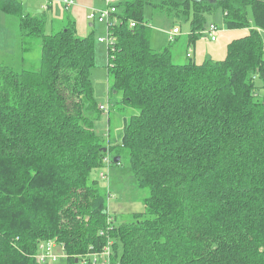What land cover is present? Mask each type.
<instances>
[{"label": "trees", "instance_id": "trees-1", "mask_svg": "<svg viewBox=\"0 0 264 264\" xmlns=\"http://www.w3.org/2000/svg\"><path fill=\"white\" fill-rule=\"evenodd\" d=\"M112 5L108 93L121 94L120 110L135 111L114 145L93 129L101 115L93 33L79 38L72 21L46 33L44 19L23 14L18 0H0L40 46L35 70L0 64V264H38L49 243L68 264H89L108 240L110 264H264V0ZM145 6L189 21L192 44L216 9L229 30L249 31L228 44L224 60L176 64L177 38L151 47ZM122 153L149 196L135 222L114 226L89 175L106 155L119 165Z\"/></svg>", "mask_w": 264, "mask_h": 264}, {"label": "rangeland", "instance_id": "rangeland-1", "mask_svg": "<svg viewBox=\"0 0 264 264\" xmlns=\"http://www.w3.org/2000/svg\"><path fill=\"white\" fill-rule=\"evenodd\" d=\"M18 1L21 3L20 9L23 14L44 19L46 33L58 31L68 24L69 21L73 20L71 19V9L73 7L66 9L58 0H54L47 11L41 9V5L43 4L41 0ZM93 1L95 9L106 7L104 0ZM126 1L129 0H116L118 12H121V6ZM143 16L152 27L150 31V45L156 51H160L163 47L167 46L169 38H174L169 36L174 28L179 29L180 33L176 37L178 40L171 45V51L173 52L172 60L176 64L187 63L186 56L183 53L190 48L195 52L194 61L196 64H200L205 59L214 61L224 60L228 44L233 40L246 36L249 31V29L229 30L223 21L222 11L216 9L212 14L205 16L207 26L213 24L217 27V31L214 34L215 40L213 42L210 41L208 35L203 31L192 45L187 43V36L190 33L189 21L168 17L164 12L156 11L150 6L144 7ZM247 18L249 28L256 29L251 6L247 8ZM85 22V28L88 32L87 36L93 33L94 39V61L93 67L90 70L94 99L99 108L108 109V114L101 110V115L94 122L93 129L104 140L108 134V140L111 145L118 144L122 135L124 120H128L129 116L135 114V111L130 108H126L124 111L120 110L123 108L121 94L115 92L108 93L110 82L106 74L107 44L98 42L99 38H107L106 26L97 24V21H94V25L90 27L91 22L86 17ZM78 32L79 30L77 29ZM77 33L76 35L79 37V33ZM259 33L262 35L264 41V31L259 30ZM182 42H184V45ZM186 43L188 44L187 46ZM179 44H181V47L178 48ZM39 63V41L23 37L18 28V21L0 11V64L9 66L15 71L20 72L35 70L39 67ZM105 158L113 159V155H106ZM101 173L105 174V180L101 179ZM93 181H97L98 187L102 193H105L106 210L110 218H115L113 221L114 226L135 222V215L144 211V199L149 196V191L136 186L128 165V159L124 153L121 154L119 165H110L107 168L102 164L100 168L92 170L89 175V182ZM118 253L120 254V248ZM47 264H68V262L63 258L62 260Z\"/></svg>", "mask_w": 264, "mask_h": 264}, {"label": "built area", "instance_id": "built-area-1", "mask_svg": "<svg viewBox=\"0 0 264 264\" xmlns=\"http://www.w3.org/2000/svg\"><path fill=\"white\" fill-rule=\"evenodd\" d=\"M43 2L42 4V9L43 10H47L48 7L50 6V4L54 1V0H41ZM61 4L65 5L66 7H70V6H74L75 1L73 0H58ZM114 2V0H110L109 3H107L106 8L102 9V10H95V9H91L87 15V20L89 22H94L97 21L100 24H103L106 26L107 28V38H99L98 42L101 44H107L110 45L113 43V36L109 35V30L111 28H113V26L117 23L118 17L115 15L116 13V8L114 5H112V3ZM129 26L130 28H134L135 27V22L134 21H130L129 22ZM217 31V27L213 24L207 26V28L205 29V34L208 35V38L210 39V41H214L215 37L214 34ZM180 33L179 29H173L170 33L169 36L176 38L178 36V34ZM173 38H169V40H172ZM191 54L192 51L189 50L186 54V57L188 59L191 58ZM100 110L104 111L106 114H108V109L105 110L104 108L100 107ZM103 164L109 168L110 167V159L109 158H104L103 159ZM101 179L105 180L106 176L104 173L100 174ZM107 222H112V219H108ZM112 241L108 240L106 246L104 247L103 251L98 254V255H94V257L92 258V261L89 264H110V257H111V253H112ZM43 246H41L42 248ZM52 243H49L47 246L44 247L43 249V253L39 254L36 256V262L38 264H43L44 262L47 263H51L53 261L58 260L59 258H66L65 254H60V255H55L52 253ZM85 264V263H84Z\"/></svg>", "mask_w": 264, "mask_h": 264}, {"label": "crops", "instance_id": "crops-1", "mask_svg": "<svg viewBox=\"0 0 264 264\" xmlns=\"http://www.w3.org/2000/svg\"><path fill=\"white\" fill-rule=\"evenodd\" d=\"M104 1H105V4L107 5V3H109L110 0H104ZM112 4H116V0H114V2ZM50 7H51V5L48 7V9ZM64 7L66 9H69V8H72L73 7L71 9L72 10L71 11V19H73L72 22L74 23V26L76 25L75 26L76 27V30L75 31L77 33V29L79 30V32H78L79 34L77 33L79 35V37H83V38L86 37L88 32H87V30L85 28V26H86L85 17L87 19V15L89 13L88 11H90L91 9H95L94 8V1L93 0H76L74 6L66 7L64 5ZM41 9H42V5H41ZM47 10H44V11H47ZM95 10H102V9H95ZM97 24H100V23L97 22ZM92 25H94V22H91L90 27H92ZM187 43H186V46L188 45ZM190 44H192V43H190ZM189 50L192 51L191 58L188 59L186 57V60L188 61V60H191L192 59L194 61L195 52L191 48ZM188 51L184 52L183 54H185V56H186V54H187Z\"/></svg>", "mask_w": 264, "mask_h": 264}, {"label": "water", "instance_id": "water-1", "mask_svg": "<svg viewBox=\"0 0 264 264\" xmlns=\"http://www.w3.org/2000/svg\"><path fill=\"white\" fill-rule=\"evenodd\" d=\"M104 152H106V151H104ZM118 158H116V159H114V163H116V162H118ZM75 263H77V261H75Z\"/></svg>", "mask_w": 264, "mask_h": 264}]
</instances>
